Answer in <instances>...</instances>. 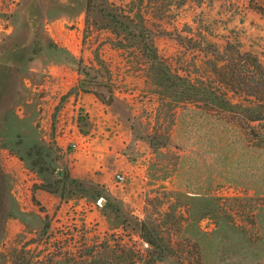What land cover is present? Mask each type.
I'll return each mask as SVG.
<instances>
[{
    "label": "rangeland",
    "instance_id": "rangeland-1",
    "mask_svg": "<svg viewBox=\"0 0 264 264\" xmlns=\"http://www.w3.org/2000/svg\"><path fill=\"white\" fill-rule=\"evenodd\" d=\"M148 3L90 0L87 9V0H0V264H13L20 250L68 257L93 250L75 264H145L141 220L173 248L154 264L264 260V144L222 113L159 94L138 46L106 18L111 12L138 23L144 15L174 72L219 87L207 43L219 51L237 43L264 65V0ZM49 65L66 66L75 86L49 87ZM80 81L88 82L86 92L114 95L108 106L132 135L125 154L147 168L142 175L121 171L123 183L113 174L111 188L78 179L82 186L39 190L37 184L60 181V171L73 176L77 152L92 138L77 105ZM62 122L78 128V147L66 145V153L56 138ZM147 134L157 145L165 137V146L153 149ZM26 176L34 184L19 196ZM132 188L144 200L139 210L122 197Z\"/></svg>",
    "mask_w": 264,
    "mask_h": 264
},
{
    "label": "trees",
    "instance_id": "trees-1",
    "mask_svg": "<svg viewBox=\"0 0 264 264\" xmlns=\"http://www.w3.org/2000/svg\"><path fill=\"white\" fill-rule=\"evenodd\" d=\"M148 1L149 6L158 3V0ZM89 3L90 0H87V9ZM119 16L122 17L121 21ZM106 18L116 25L113 28L114 31L116 30L115 34L123 33L129 39L131 46H138L145 60L146 76L151 84L156 86L159 94L170 97L176 103L203 104L211 111L222 113L231 122L245 128L258 144H264V65L256 54L242 51L237 43L234 44L231 41L227 42L221 51L214 44L207 43L211 51L215 53L214 59H209V64L220 85L213 87L202 82L196 84L187 77L174 72L159 56L155 45V32L149 27L144 15H140L138 23H134L129 17L125 18L111 12L106 15ZM119 44L124 46L122 41H119ZM78 71L80 72L81 69L78 68ZM86 84L88 82L80 81L79 90L86 92ZM228 91H231L232 94H228ZM93 93L106 105H111L115 101L111 92L107 97L96 91ZM254 123L258 125H254ZM131 128H133L132 124ZM146 137L153 149L166 144L165 137H162L164 139L158 145L154 143L156 135L147 134ZM35 156V159H38L40 154L36 153ZM37 164L35 160L33 165ZM57 175L60 181L40 183L37 185V189L58 193V190L67 188L66 183L73 184L75 187L84 184L78 179L71 178L64 171L58 172ZM58 184H61V189L55 187ZM139 234L148 245L146 259H144L145 264H154L165 256L172 255L173 248L164 240L159 229L152 222L141 220ZM28 252L29 250L17 251L13 255V264H75L76 258L92 256L93 250H89L85 255L73 254L72 257H68L71 254L64 256L46 253L40 256ZM176 264L199 263L195 258L183 257V259L176 260ZM241 264H264V260H253Z\"/></svg>",
    "mask_w": 264,
    "mask_h": 264
},
{
    "label": "crops",
    "instance_id": "crops-1",
    "mask_svg": "<svg viewBox=\"0 0 264 264\" xmlns=\"http://www.w3.org/2000/svg\"><path fill=\"white\" fill-rule=\"evenodd\" d=\"M47 67L48 86L53 90L65 87L66 82H69L70 88L75 86L73 80L71 81L72 71L70 73L66 66L49 65ZM77 105L85 114L89 124L87 134L92 138L87 148L77 152V160L71 177L90 180L106 188H111L115 185L112 175L117 172L127 171L135 175H142L147 168V163L138 166L137 163L132 162L129 154H125L124 150L130 143L132 135L125 125L126 123L118 118L111 106L101 102L93 93L83 91H79L77 94ZM77 105L76 108H78ZM56 138L60 146L59 151L66 153V142L61 137L56 136ZM134 146L135 150H138L136 145ZM97 170H101L102 173L98 174ZM122 197L128 199L131 206H137V210L144 201L139 195V191H134L133 188Z\"/></svg>",
    "mask_w": 264,
    "mask_h": 264
},
{
    "label": "built area",
    "instance_id": "built-area-1",
    "mask_svg": "<svg viewBox=\"0 0 264 264\" xmlns=\"http://www.w3.org/2000/svg\"><path fill=\"white\" fill-rule=\"evenodd\" d=\"M78 128L76 122L72 124H65L61 123L58 126L57 129V136L61 137L67 144L68 147H70L72 150L77 149L78 147ZM127 173L126 172H121V173H116L115 174V180L118 183H123L126 179ZM28 178H24L22 180V183H20L17 187L19 191V196H23L22 191L25 189L26 193H29L32 189V186L34 184V180L30 179L29 176H26ZM38 185V184H37Z\"/></svg>",
    "mask_w": 264,
    "mask_h": 264
}]
</instances>
